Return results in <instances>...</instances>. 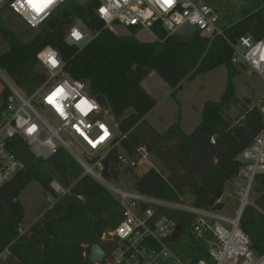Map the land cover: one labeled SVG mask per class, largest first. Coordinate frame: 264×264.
<instances>
[{
	"label": "trees",
	"instance_id": "1",
	"mask_svg": "<svg viewBox=\"0 0 264 264\" xmlns=\"http://www.w3.org/2000/svg\"><path fill=\"white\" fill-rule=\"evenodd\" d=\"M247 1L253 9H244L236 20L224 25V38L217 36L211 41L197 31L168 34L157 27L153 29L156 39L151 41L140 40L133 26L127 28V35H118L96 15L98 0L83 4L68 0L24 41L6 25L0 9V38L7 44V49L0 52V69L30 95L46 79L39 69L37 53L45 46L54 48L69 77L87 82L92 96L102 94L107 100V110L119 132L115 138L119 149L111 151L105 165L114 161L118 150L134 156L139 146L146 145L168 174L164 177L156 169L146 168L142 161L130 172L134 189L169 201H180L188 192L195 206L208 207L207 201L215 191H224L227 182L237 177L241 167L238 155L263 125L257 108L244 109L240 120L234 123L224 113L237 100L233 79L239 70L231 60V43L245 34L264 36V0ZM210 4L220 10L219 0H211ZM5 5L8 7V3ZM76 21L96 33L81 48L63 40L65 29ZM221 65L226 68L224 91L217 102L203 103L199 122L190 133L182 130L180 115L162 133L145 120L156 106L155 99L142 86L151 73L167 84L170 95L175 97L183 81ZM8 95L9 90L4 87L0 92V115ZM10 149L24 161L25 168L0 190V255L7 250L19 264H94L89 260L90 246L98 243L105 248L101 235L120 221L119 202L106 188L83 174L74 158L62 149L47 160L35 158L17 138ZM111 172L116 175L113 165ZM111 172L107 170L105 175L111 176ZM54 178L68 193L45 210L28 232L21 233V191L37 180L43 192H51L49 182ZM254 188L264 189L263 175L257 176ZM168 215L180 229L171 241L172 249L186 261L208 259L206 241L191 233L193 215L180 211H169ZM239 225L249 236L250 248L264 253V193L254 205H245Z\"/></svg>",
	"mask_w": 264,
	"mask_h": 264
},
{
	"label": "built area",
	"instance_id": "2",
	"mask_svg": "<svg viewBox=\"0 0 264 264\" xmlns=\"http://www.w3.org/2000/svg\"><path fill=\"white\" fill-rule=\"evenodd\" d=\"M68 0H52L42 12H37L29 0H0V6L8 7L30 28H41L53 13ZM96 15L104 26L114 31L133 26L138 32L146 31L156 39L154 27L168 34L181 33L184 27L208 38H224V24L211 0H98ZM128 32V31H127ZM96 33L76 21L63 34L67 45L81 48ZM232 63L244 66L264 80V36L252 34L240 36L231 43ZM45 81L30 95H26L12 80H7L9 95L0 115V190L25 168L24 161L10 148L17 138L37 159L47 160L60 149L74 155V160L85 175L102 183L119 202L122 217L117 225L101 235L105 243L103 260L99 264H264V253L250 248L249 236L241 229L239 220L257 176H264V93L257 109L263 125L252 142L241 151L238 159L241 167L237 178L245 185H237L235 195L239 199L233 218L219 214L211 207H198L193 203L181 204L140 193L133 187H119L106 183L114 172L134 169L140 162H148L146 145L136 149L135 155L116 151L114 161L105 165L115 142L113 125L108 122V110L97 96L89 93V84L75 80L66 74L58 52L45 46L36 55ZM53 60L56 63H53ZM51 98V99H50ZM87 101V108L81 102ZM80 105V107H78ZM116 125V124H115ZM71 141L81 148L71 146ZM111 176L105 175V171ZM117 174V172H116ZM47 201L53 205L68 193L55 179L49 182ZM54 200V202H52ZM180 211L193 215L190 230L207 244L208 259L183 260L171 247V241L179 233L177 221L168 212Z\"/></svg>",
	"mask_w": 264,
	"mask_h": 264
},
{
	"label": "rangeland",
	"instance_id": "3",
	"mask_svg": "<svg viewBox=\"0 0 264 264\" xmlns=\"http://www.w3.org/2000/svg\"><path fill=\"white\" fill-rule=\"evenodd\" d=\"M75 1L83 4L87 0ZM219 2L221 3V7L217 12L224 25L229 24L232 20H236L238 18V14L240 13L241 15L244 9L247 10V12L253 9L251 2L247 0H219ZM0 9L2 10V15L5 18L6 25L19 37H21L22 40H28L39 30V28L34 29L28 27L22 18L15 14L5 4L0 6ZM180 31L181 33H186L189 32V28L184 27ZM113 32L122 36L128 34L126 29L120 27L115 29ZM136 35L142 41H151L153 39L152 37H148L146 31L137 32ZM6 49L7 44L0 38V52L5 51ZM238 70V75L233 79L237 100L235 103L229 104L224 112L233 121V123L240 120L241 113L244 109L257 108L262 94L264 93V80L260 76L252 73L244 66H238ZM7 80H11L10 77L0 69V92L7 86ZM160 80L161 79L157 77L155 73H151L145 80L142 81V86L150 90L153 95L152 97L157 102L156 106L146 114L145 120L156 132L162 133L171 124H173L178 115H180L182 130L185 133H190L200 119L203 103L205 101L217 102L223 93L226 85V68L221 65L207 73L197 75L193 80L183 81L181 88L176 90L175 97L170 95L171 90L168 91V85ZM162 84L165 85L163 86ZM108 115H110V117L107 118L108 122L110 121L113 125L115 137H118L119 132L115 125L116 122L113 120V117L109 112ZM71 146L77 150L81 149L74 141H71ZM117 149H119L118 146ZM69 155L72 158H75L74 155ZM147 159L148 162L145 164L146 168H154L164 177L167 176L168 172L166 167L159 160H157L150 151L147 155ZM132 170H117V174L115 176L112 174V178L105 179V181L106 183L112 185L115 184L123 188L133 187L134 178L130 174ZM256 183L257 177L249 195L250 202L253 197L252 193L254 192L253 190ZM99 184L107 189L104 184L100 182ZM236 184L245 185L242 179L236 177L227 182L223 194L217 198V203H222L223 205L221 208L217 209L219 214L231 218L234 217L239 203V199L235 195ZM47 195H49L48 191L43 192L42 185L37 180L29 183L21 191L19 200L24 208V217L20 224L21 233L28 232L30 225L51 206L52 203L50 204V202L47 201ZM192 200V195L186 192L182 195L180 201L178 202L190 205ZM52 202H54V200H52ZM0 264L19 263L7 250H5L0 255Z\"/></svg>",
	"mask_w": 264,
	"mask_h": 264
},
{
	"label": "water",
	"instance_id": "4",
	"mask_svg": "<svg viewBox=\"0 0 264 264\" xmlns=\"http://www.w3.org/2000/svg\"><path fill=\"white\" fill-rule=\"evenodd\" d=\"M97 100L99 101V103L101 104V106L104 109L108 108V103H107V100L104 97V95H102V94L98 95ZM222 194H223L222 188H219L218 190H216L215 193L213 194V196H211L208 199L207 206L211 207V209H213V210H217V209L221 208L222 204L217 203V198H219ZM104 255H105V252L98 243H93L90 246V255H89L90 262H92L94 264H99L102 262Z\"/></svg>",
	"mask_w": 264,
	"mask_h": 264
},
{
	"label": "snow or ice",
	"instance_id": "5",
	"mask_svg": "<svg viewBox=\"0 0 264 264\" xmlns=\"http://www.w3.org/2000/svg\"><path fill=\"white\" fill-rule=\"evenodd\" d=\"M52 2V0H29L30 5L35 9L37 12H42L48 5ZM165 3L171 4V0H164ZM53 63L55 64L56 61L53 60ZM51 99V98H50ZM85 104H87V101H83ZM80 107V105H78ZM90 108V106H88Z\"/></svg>",
	"mask_w": 264,
	"mask_h": 264
},
{
	"label": "crops",
	"instance_id": "6",
	"mask_svg": "<svg viewBox=\"0 0 264 264\" xmlns=\"http://www.w3.org/2000/svg\"><path fill=\"white\" fill-rule=\"evenodd\" d=\"M161 81V80H160ZM163 83V82H162ZM160 84H161V82H160ZM163 86L165 85V84H162ZM144 87V86H143ZM168 88V87H167ZM144 89L151 95V96H153L152 95V93L150 92V90H148L146 87H144ZM171 89L169 88L168 89V91H170ZM156 104H157V102H156ZM199 122V121H198ZM198 122H197V124H198ZM196 124V125H197ZM196 125H195V127H196ZM194 127V128H195ZM257 186V185H256ZM254 192L252 193L253 194V197H252V199H251V204H255V201L256 200H259V199H262V195H263V193H264V189L262 188V189H255L254 188V190H253ZM260 201H262V200H260ZM222 204V203H221ZM223 206V205H222Z\"/></svg>",
	"mask_w": 264,
	"mask_h": 264
},
{
	"label": "clouds",
	"instance_id": "7",
	"mask_svg": "<svg viewBox=\"0 0 264 264\" xmlns=\"http://www.w3.org/2000/svg\"><path fill=\"white\" fill-rule=\"evenodd\" d=\"M87 104H85L83 101L81 102V107L87 108Z\"/></svg>",
	"mask_w": 264,
	"mask_h": 264
}]
</instances>
